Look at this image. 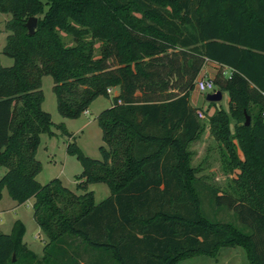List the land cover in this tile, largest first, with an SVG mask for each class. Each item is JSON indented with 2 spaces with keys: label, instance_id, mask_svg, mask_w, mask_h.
<instances>
[{
  "label": "trees",
  "instance_id": "16d2710c",
  "mask_svg": "<svg viewBox=\"0 0 264 264\" xmlns=\"http://www.w3.org/2000/svg\"><path fill=\"white\" fill-rule=\"evenodd\" d=\"M0 14L9 16L2 53L12 59L0 66V190L17 204L32 198L45 237L38 257L14 222L0 231V264H178L231 244L264 264V0H0ZM206 62L219 67L212 79L227 109L190 104ZM43 75L66 118L117 89L95 117L100 159L66 145L81 166L79 193L57 178L35 180L39 136L53 134ZM198 111L236 172L235 194L202 182L191 164L205 129ZM96 182L109 193L95 203L86 188ZM203 192L235 222L208 216Z\"/></svg>",
  "mask_w": 264,
  "mask_h": 264
},
{
  "label": "rangeland",
  "instance_id": "374dc122",
  "mask_svg": "<svg viewBox=\"0 0 264 264\" xmlns=\"http://www.w3.org/2000/svg\"><path fill=\"white\" fill-rule=\"evenodd\" d=\"M8 18L9 16L0 14V66H9L12 63V59L2 53L6 36L4 23ZM62 41L65 44H71V39L67 36L62 38ZM218 68V65L215 63L206 62L202 68V76L213 78ZM227 72L228 70H226L225 74ZM51 87V77L43 75L40 82V89L43 95L41 108L50 116L53 134L49 136L40 134L39 136L35 158L39 161L41 168L36 174L35 180L43 185L49 180L57 178L62 186L75 193H79L80 191L75 189V184L79 181L77 176L81 171V166L75 155L66 152V145L74 143L83 155L92 159H100L98 146L102 144V141L95 117L98 112L109 107L112 94L108 95V97L97 96L77 117L66 118L59 115L56 111L55 96ZM207 93L200 92L194 84L193 89L190 91L191 102L196 107L208 106V101L206 100ZM217 105L227 109V92H222V99L217 102ZM214 109L211 106L208 110L209 113H212ZM207 116L208 114H205V118L201 119L205 127L208 123ZM60 124L63 130L57 127ZM203 134L198 141L191 145V164L196 168V175L202 178L201 180L205 184L235 194L232 178L236 177V172L229 173L226 169L221 159L218 145L209 135V130L205 131L204 129ZM3 172L4 168L0 167V176ZM86 189L93 192L95 203L104 199L109 193L107 186L101 182L90 183ZM202 197V207L208 216L235 222L231 212L214 209L213 204L208 199L207 193L203 192ZM32 201V198H29L25 202L17 204L8 196L5 187H2L0 190V231L10 233L14 222L18 221L23 227L22 242L36 256H41L42 244L45 237L32 218ZM178 264L250 263L245 248L240 244H231L221 246L213 256L194 255L184 258Z\"/></svg>",
  "mask_w": 264,
  "mask_h": 264
},
{
  "label": "built area",
  "instance_id": "2783aa9c",
  "mask_svg": "<svg viewBox=\"0 0 264 264\" xmlns=\"http://www.w3.org/2000/svg\"><path fill=\"white\" fill-rule=\"evenodd\" d=\"M195 85L200 92H208L209 93V92H214L216 90V86H215L214 81L211 77H199L195 81ZM112 91H113V88H107L106 89V93L108 95L113 94ZM197 115L200 119L205 118V114L202 111H198Z\"/></svg>",
  "mask_w": 264,
  "mask_h": 264
},
{
  "label": "water",
  "instance_id": "95a60500",
  "mask_svg": "<svg viewBox=\"0 0 264 264\" xmlns=\"http://www.w3.org/2000/svg\"><path fill=\"white\" fill-rule=\"evenodd\" d=\"M25 29L27 35L31 36L33 34L34 28L36 26V19L34 17H29L25 24ZM222 99V91L219 89H216L214 92H209L206 95V100L208 102H219ZM245 124H249V117L246 116ZM13 257V256H12Z\"/></svg>",
  "mask_w": 264,
  "mask_h": 264
},
{
  "label": "crops",
  "instance_id": "0c3cea01",
  "mask_svg": "<svg viewBox=\"0 0 264 264\" xmlns=\"http://www.w3.org/2000/svg\"><path fill=\"white\" fill-rule=\"evenodd\" d=\"M204 76V75H203ZM202 76V71L200 72V74H199V76H198V78L199 77H203ZM112 93L113 94H116L117 93V89L116 88H113V91H112ZM190 104L192 105V106H194V107H196L192 102H191V99H190ZM200 108H202L203 110H205V109H207L208 108V106L207 105H204L203 107H200ZM206 130H209V124L207 123V126L205 127V131ZM202 135H204V134H202ZM210 135V134H209ZM38 257H40V256H38Z\"/></svg>",
  "mask_w": 264,
  "mask_h": 264
}]
</instances>
